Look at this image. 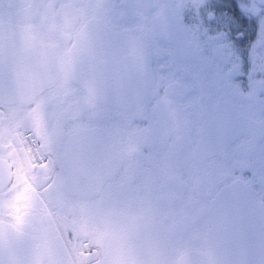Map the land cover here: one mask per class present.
<instances>
[{"label": "snow or ice", "instance_id": "obj_1", "mask_svg": "<svg viewBox=\"0 0 264 264\" xmlns=\"http://www.w3.org/2000/svg\"><path fill=\"white\" fill-rule=\"evenodd\" d=\"M0 264H264V0H0Z\"/></svg>", "mask_w": 264, "mask_h": 264}]
</instances>
